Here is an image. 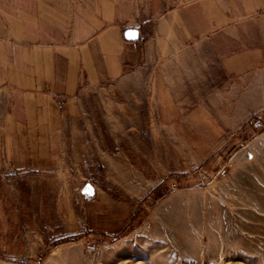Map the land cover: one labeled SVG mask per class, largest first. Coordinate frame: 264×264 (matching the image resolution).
Here are the masks:
<instances>
[{"label":"crops","instance_id":"crops-1","mask_svg":"<svg viewBox=\"0 0 264 264\" xmlns=\"http://www.w3.org/2000/svg\"><path fill=\"white\" fill-rule=\"evenodd\" d=\"M138 72L150 73L160 128H192L213 98L258 112L264 0H0V233L8 218L31 224L49 195L56 237L122 234L135 199L110 195L128 193L115 181L84 192L85 98L121 96Z\"/></svg>","mask_w":264,"mask_h":264},{"label":"rangeland","instance_id":"rangeland-1","mask_svg":"<svg viewBox=\"0 0 264 264\" xmlns=\"http://www.w3.org/2000/svg\"><path fill=\"white\" fill-rule=\"evenodd\" d=\"M85 101L93 157L82 163L83 188L117 182L128 193L109 194L135 199L137 211L118 236L84 228L56 237L46 195L31 224L8 218L0 264H264V108L213 98L192 128H160L141 72L121 96L99 90ZM79 193L69 192L74 206Z\"/></svg>","mask_w":264,"mask_h":264},{"label":"water","instance_id":"water-1","mask_svg":"<svg viewBox=\"0 0 264 264\" xmlns=\"http://www.w3.org/2000/svg\"><path fill=\"white\" fill-rule=\"evenodd\" d=\"M84 192H85V193H91V192H92V186L89 185V184H87V186H86L85 189H84Z\"/></svg>","mask_w":264,"mask_h":264},{"label":"trees","instance_id":"trees-1","mask_svg":"<svg viewBox=\"0 0 264 264\" xmlns=\"http://www.w3.org/2000/svg\"><path fill=\"white\" fill-rule=\"evenodd\" d=\"M161 188H158L157 191L159 192ZM164 196V194L161 195V197Z\"/></svg>","mask_w":264,"mask_h":264},{"label":"built area","instance_id":"built-area-1","mask_svg":"<svg viewBox=\"0 0 264 264\" xmlns=\"http://www.w3.org/2000/svg\"><path fill=\"white\" fill-rule=\"evenodd\" d=\"M144 39V38H143ZM260 122L259 121H257V123L256 124H259Z\"/></svg>","mask_w":264,"mask_h":264},{"label":"bare ground","instance_id":"bare-ground-1","mask_svg":"<svg viewBox=\"0 0 264 264\" xmlns=\"http://www.w3.org/2000/svg\"><path fill=\"white\" fill-rule=\"evenodd\" d=\"M169 254V253H168Z\"/></svg>","mask_w":264,"mask_h":264}]
</instances>
